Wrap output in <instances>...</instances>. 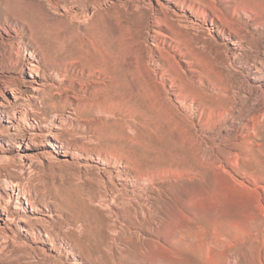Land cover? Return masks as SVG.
<instances>
[{
	"label": "rangeland",
	"instance_id": "374dc122",
	"mask_svg": "<svg viewBox=\"0 0 264 264\" xmlns=\"http://www.w3.org/2000/svg\"><path fill=\"white\" fill-rule=\"evenodd\" d=\"M263 68L264 0H0V264H264Z\"/></svg>",
	"mask_w": 264,
	"mask_h": 264
},
{
	"label": "bare ground",
	"instance_id": "6f19581e",
	"mask_svg": "<svg viewBox=\"0 0 264 264\" xmlns=\"http://www.w3.org/2000/svg\"><path fill=\"white\" fill-rule=\"evenodd\" d=\"M31 65L33 66L34 64L32 63ZM32 70L34 69L32 68ZM263 71H264V68L260 70L259 72H261L262 74ZM258 90H260V93H261L260 98L261 97L264 98V85L258 86ZM9 93L11 97L13 98L16 95V91L14 89L9 90ZM106 157L108 158V156ZM97 159L100 160V161L98 160V162H100L101 164H105V165H107L110 161L114 160L112 158H111L112 160H109V159H104L102 157H97ZM117 160L118 159L116 158L115 161ZM109 179L110 180L112 179L111 174H109ZM144 183L145 184L153 183V178H150V177L144 178ZM9 185H10L12 193L15 194L16 201H19L20 198L26 199V196H25L26 193L24 189L18 183H10ZM118 190L120 191L119 195L120 197H122L121 203L123 205L126 202H128L129 199L128 198L125 199V195L124 196L122 195V194H125L123 189H118ZM152 191L154 194L150 193V195L151 194L153 195L151 196L153 201L151 203L144 202L143 205L140 207V221L139 222L141 225V229L145 235H153L157 233L158 231H160V223L165 220V215H166L165 206L168 205V203H171V202L177 203L181 200L180 194L177 193V191H167L161 187H157L156 189ZM172 231L173 233L169 235V239L166 240V243L170 247L169 249L172 250V252H174L175 254L184 252L186 256L188 257V260L192 262H194L199 256H201L203 252V246H202L204 243L203 241H199L197 244L196 242L191 240L192 238L190 237V234L188 235V233H186L182 229L172 230ZM230 264H235V261L230 260Z\"/></svg>",
	"mask_w": 264,
	"mask_h": 264
}]
</instances>
